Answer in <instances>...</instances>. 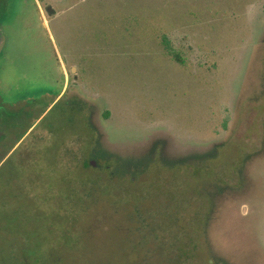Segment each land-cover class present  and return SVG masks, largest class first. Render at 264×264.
I'll return each instance as SVG.
<instances>
[{"label":"rangeland","instance_id":"rangeland-1","mask_svg":"<svg viewBox=\"0 0 264 264\" xmlns=\"http://www.w3.org/2000/svg\"><path fill=\"white\" fill-rule=\"evenodd\" d=\"M41 4L49 29L33 3L1 20L0 264H264V0ZM66 59L101 141L44 113Z\"/></svg>","mask_w":264,"mask_h":264},{"label":"flooded vegetation","instance_id":"flooded-vegetation-1","mask_svg":"<svg viewBox=\"0 0 264 264\" xmlns=\"http://www.w3.org/2000/svg\"><path fill=\"white\" fill-rule=\"evenodd\" d=\"M15 0H0V52L1 50L3 49L4 45H5V39H4V35H3V30H2V25H1V20H2V17H3V14L7 13L9 10L8 8L13 4ZM17 1H20L22 2L23 4H28V3H33L34 4V8L35 10L42 16L43 18V21H44V25L47 29L50 28V25L48 23V20L45 18L46 15H45V11L47 14L49 15H52L53 13V8H52V5H48L46 6L45 8H43L42 6V2H44V0H17ZM45 18V20H44ZM71 59H66V62H64L61 66V71L63 72V75H64V84H63V87L62 89L60 90L59 94L56 96L55 100L48 106V108L45 110L44 113H47L48 110H50L52 108V106H54V104L58 101H62L63 99H66L68 101V110L72 113L74 112H82L84 113V115L87 117V122H88V125H89V128L91 130V133L93 135V138L94 136H96V139L97 140H100L99 139V128L97 126H95V123L94 121L92 120V117L90 115V107H86L85 105V98L83 96H81L78 91L76 90V92H74L72 90V87H73V84H72V76L73 77H77L79 76V72L77 71V73H75L76 70H79V67L77 64L73 65V66H70L71 64H69L71 61ZM75 73V74H74ZM79 87V85H78ZM30 101H32L30 99ZM87 111V112H86ZM0 112H3L2 116L5 115L6 113H8V108L6 107V105L4 106V104L2 103V100H1V97H0ZM87 113V115H86ZM70 119L72 120V122H76L78 119H77V115H70ZM70 120V121H71ZM71 124V122L69 123ZM34 127V125L30 128V130ZM53 133V132H52ZM51 133V134H52ZM81 136V135H80ZM77 137L76 139H66V140H69V141H73L75 144L76 143H80L82 144L83 143V138H84V135H82L81 137ZM38 141H43V139L41 140H38ZM101 141V140H100ZM100 141H97V144H103L101 143ZM66 144V142H65ZM64 148H65V145H64ZM67 151L69 152V148H67ZM65 152H66V149H65ZM112 156H115V157H118L116 155H111L110 157ZM80 156L77 155V158L73 159L74 161H80L79 159ZM95 156L93 154H90L89 156L85 157L82 159V162H89L91 164V166L93 167H99V166H102L103 164H100V163H97V159L96 157L94 158ZM119 158V157H118ZM107 159L103 160L106 162ZM98 165V166H97ZM85 166V164H84ZM109 167V166H108ZM105 172H110V170H105ZM15 242H17V240H15ZM17 248H14L13 249V254H17ZM52 253V252H51ZM49 256V255H48Z\"/></svg>","mask_w":264,"mask_h":264},{"label":"trees","instance_id":"trees-1","mask_svg":"<svg viewBox=\"0 0 264 264\" xmlns=\"http://www.w3.org/2000/svg\"><path fill=\"white\" fill-rule=\"evenodd\" d=\"M212 153V152H211ZM211 153H207V154H204V158L203 159H205V157H207V156H213V155H211ZM193 157L194 156H192V157H190L189 158V160L192 158L193 159ZM99 158V157H98ZM148 159H147V162H146V166H148L149 168L148 169H150V167L155 163V161L154 160H152V158H151V156H149V157H147ZM149 158H151V159H149ZM101 159V158H100ZM146 159V158H145ZM103 160H105V159H103ZM189 160H184V162H180V163H175V164H170V163H168V162H166V160L164 159V157L163 156H161L160 155V163H161V165H159L160 166V168H162V167H164V168H171V167H174V166H176V165H178V164H185V163H187ZM106 162H107V166H104V164L102 165V166H99V167H97V168H94V169H100L101 170V168H102V170L104 169V170H110V174H111V176H110V179L114 176V175H116L117 177H128L131 181H134V180H136L138 177H140L141 175H144L145 174V171H142V172H139V171H135V169L133 168L134 167V165L136 164V162H134V163H132V162H130V161H125V160H123V159H121V158H118V157H115V156H112V157H108L107 158V160H106ZM172 165V166H171ZM109 166V167H108ZM85 167H91V164L89 163V162H85ZM144 172V173H143ZM109 185H112V181L110 182L109 181ZM106 191H108V190H106ZM109 192H110V190H109ZM89 196V195H88ZM173 203V202H172ZM171 203V205H173ZM170 206V205H169ZM171 248V247H170ZM173 248V247H172ZM182 250L184 249V248H181ZM212 260V259H211ZM215 264H222L221 262H219V261H215L214 259L212 260ZM217 262V263H216Z\"/></svg>","mask_w":264,"mask_h":264}]
</instances>
